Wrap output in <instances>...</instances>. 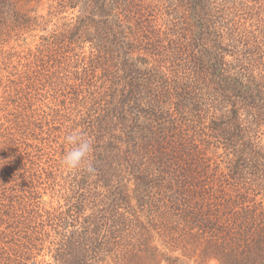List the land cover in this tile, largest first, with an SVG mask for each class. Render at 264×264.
<instances>
[{
    "label": "trees",
    "instance_id": "1",
    "mask_svg": "<svg viewBox=\"0 0 264 264\" xmlns=\"http://www.w3.org/2000/svg\"><path fill=\"white\" fill-rule=\"evenodd\" d=\"M33 1L0 0V264H264V0Z\"/></svg>",
    "mask_w": 264,
    "mask_h": 264
},
{
    "label": "rangeland",
    "instance_id": "2",
    "mask_svg": "<svg viewBox=\"0 0 264 264\" xmlns=\"http://www.w3.org/2000/svg\"><path fill=\"white\" fill-rule=\"evenodd\" d=\"M31 8L35 12H37L39 15H43L48 22H50L48 29L51 30L55 27L56 23H61L65 18H70V13L69 12H62V13H57V7H55V3L49 0H42V1H33L29 4ZM64 17L63 19H61ZM45 30H37L27 38V40H19L16 42H12L11 45L15 46L16 50H26L28 48H35L36 45L40 42V35L45 34ZM26 42V43H25ZM45 200L50 201L51 197L48 194H45L43 197ZM51 204V203H50ZM57 203H53V205H56ZM173 255H179L183 257V251L181 249H176L171 252ZM42 257H38V259H41ZM50 257L47 256L46 259L48 260ZM186 263L185 264H218L217 261L211 260V261H206L201 262L198 257L190 258V257H185L184 258ZM162 264H167L166 262H163Z\"/></svg>",
    "mask_w": 264,
    "mask_h": 264
},
{
    "label": "clouds",
    "instance_id": "3",
    "mask_svg": "<svg viewBox=\"0 0 264 264\" xmlns=\"http://www.w3.org/2000/svg\"><path fill=\"white\" fill-rule=\"evenodd\" d=\"M65 141L71 147L62 157V166L68 170L80 169L83 166L85 171L93 172L95 168L89 159L93 151V142L87 133L72 130L65 136Z\"/></svg>",
    "mask_w": 264,
    "mask_h": 264
}]
</instances>
